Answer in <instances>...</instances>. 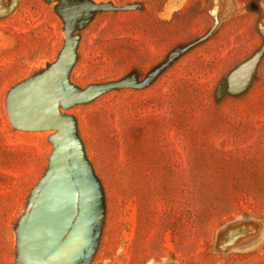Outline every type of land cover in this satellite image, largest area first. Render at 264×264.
<instances>
[{
	"label": "rangeland",
	"instance_id": "374dc122",
	"mask_svg": "<svg viewBox=\"0 0 264 264\" xmlns=\"http://www.w3.org/2000/svg\"><path fill=\"white\" fill-rule=\"evenodd\" d=\"M89 4L67 85L136 84L60 101L85 208L72 250L95 208L72 264H264V0H0V264H27L58 132L16 125L11 96L56 67Z\"/></svg>",
	"mask_w": 264,
	"mask_h": 264
},
{
	"label": "water",
	"instance_id": "95a60500",
	"mask_svg": "<svg viewBox=\"0 0 264 264\" xmlns=\"http://www.w3.org/2000/svg\"><path fill=\"white\" fill-rule=\"evenodd\" d=\"M91 6L89 4L67 15V45L56 67L49 74L22 84L12 94L9 102V114L16 125L29 129H58L54 135L57 146L51 158L52 175L35 198L22 228V259L27 264H72L83 254L94 221L95 208L92 206L93 211L86 221L84 235L72 250L71 243L80 227L85 208L83 204L79 207V190L73 174V167H78L71 163L70 121L60 109L61 99L62 102L81 101L115 87L136 84L135 81L125 80L85 90H71L67 85L66 75L74 55L72 21L77 14ZM84 180L90 181L87 177ZM90 182L93 185L91 200L95 186ZM76 218L75 227L68 234ZM66 235L64 242L60 244Z\"/></svg>",
	"mask_w": 264,
	"mask_h": 264
},
{
	"label": "crops",
	"instance_id": "0c3cea01",
	"mask_svg": "<svg viewBox=\"0 0 264 264\" xmlns=\"http://www.w3.org/2000/svg\"><path fill=\"white\" fill-rule=\"evenodd\" d=\"M234 77V74L232 75V77H231V81H232V78Z\"/></svg>",
	"mask_w": 264,
	"mask_h": 264
}]
</instances>
